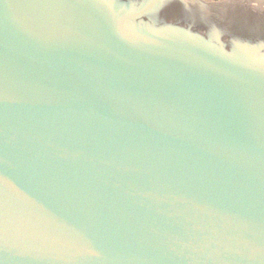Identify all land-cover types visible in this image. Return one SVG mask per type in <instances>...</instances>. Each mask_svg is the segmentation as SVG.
Returning <instances> with one entry per match:
<instances>
[{"label":"water","instance_id":"obj_1","mask_svg":"<svg viewBox=\"0 0 264 264\" xmlns=\"http://www.w3.org/2000/svg\"><path fill=\"white\" fill-rule=\"evenodd\" d=\"M0 264H264V0H0Z\"/></svg>","mask_w":264,"mask_h":264},{"label":"rangeland","instance_id":"obj_2","mask_svg":"<svg viewBox=\"0 0 264 264\" xmlns=\"http://www.w3.org/2000/svg\"><path fill=\"white\" fill-rule=\"evenodd\" d=\"M206 1H218V0H206Z\"/></svg>","mask_w":264,"mask_h":264}]
</instances>
